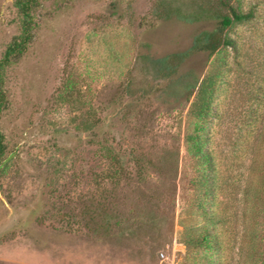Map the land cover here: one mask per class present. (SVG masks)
<instances>
[{
  "label": "rangeland",
  "instance_id": "obj_1",
  "mask_svg": "<svg viewBox=\"0 0 264 264\" xmlns=\"http://www.w3.org/2000/svg\"><path fill=\"white\" fill-rule=\"evenodd\" d=\"M164 1L38 0L33 39L2 74L0 264L208 263L209 253L183 244L184 226L204 224L194 207L193 158L183 140L187 108L151 94L143 101L151 113L147 129L138 128L145 114L128 123L119 115L105 125L121 84L150 88L143 55L184 50L195 34L214 26L161 18L156 13ZM190 1L174 0L182 7ZM243 3L253 15L229 30L240 53L231 55L218 84L209 130L222 186L218 202H226L228 213L231 192L253 155L248 141L264 125V0ZM19 31L14 0H0V58ZM211 59L194 54L180 70L202 76ZM89 122L92 133L84 129ZM106 132L131 164L130 180L107 182ZM257 159L254 180L262 184L264 139ZM216 233L215 264H237L240 220L227 217Z\"/></svg>",
  "mask_w": 264,
  "mask_h": 264
},
{
  "label": "trees",
  "instance_id": "obj_2",
  "mask_svg": "<svg viewBox=\"0 0 264 264\" xmlns=\"http://www.w3.org/2000/svg\"><path fill=\"white\" fill-rule=\"evenodd\" d=\"M243 1L191 0L184 7L176 4L174 0L164 1L162 9L156 13L159 17L167 19L175 16L185 22H213V28L195 34L191 45L184 50L158 57L143 55L146 69L151 73L150 88L133 89V82L127 80L109 101L113 103V109L116 108L110 110L105 117V125L109 127L110 120L119 115L128 123L130 120L142 119L145 114L143 123L138 128L147 129L146 120L148 116L151 117V113L143 101L151 94H155L162 103L169 106L180 104L187 108L183 140L188 154L193 158L194 175L191 183L194 188V207L204 224L184 226L183 244L187 248H199L209 253L207 264H215L212 256L221 248L216 224L225 222L229 216L240 220L241 238L237 248V264H264V182L259 184L254 180L257 155L264 139V125L256 126L253 141H248V152L253 155L244 180L236 184L231 192L234 202L231 205L233 210L229 213L226 202L223 205V201L218 202L222 186L218 184L220 176L215 167L214 148L209 131L217 114L215 99L218 84L229 70L231 55L240 53L236 39L229 35V30L235 25L247 22L253 15L252 10L243 9ZM37 4L38 0H14V6L20 16V31L12 37L0 58V114L7 105L2 88L3 71L26 52L32 41L35 26L33 9ZM227 48H230L231 52ZM203 52L212 59L202 76L190 69L180 70L190 56ZM94 126L93 122H89L84 124V129L92 133ZM106 134L102 148L107 161V182L117 184L122 178L130 180L131 164L120 157L116 147L109 142L108 132ZM4 152V136L0 131V165L4 162L1 160ZM171 152L177 154L175 150ZM132 165L135 166L136 163ZM262 177L264 178V175ZM103 214L105 217L109 216L106 208ZM258 217L262 218L260 231L255 228V223H259Z\"/></svg>",
  "mask_w": 264,
  "mask_h": 264
}]
</instances>
